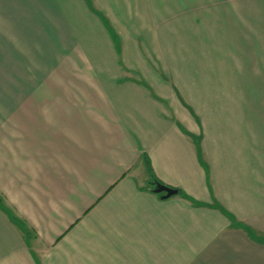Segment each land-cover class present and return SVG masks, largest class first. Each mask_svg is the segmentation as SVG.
<instances>
[{"label":"crops","instance_id":"0c3cea01","mask_svg":"<svg viewBox=\"0 0 264 264\" xmlns=\"http://www.w3.org/2000/svg\"><path fill=\"white\" fill-rule=\"evenodd\" d=\"M0 264H264V0H0Z\"/></svg>","mask_w":264,"mask_h":264},{"label":"trees","instance_id":"16d2710c","mask_svg":"<svg viewBox=\"0 0 264 264\" xmlns=\"http://www.w3.org/2000/svg\"><path fill=\"white\" fill-rule=\"evenodd\" d=\"M146 163H147V168H148V171H149V174H150V183H149V185L151 186L152 190H153L155 193L159 194V196H160L161 198H170V197H172V196L166 197V196H167V193L164 192V191H162V192H157V191H156L157 186H159V185H161V186H165V185H163V184H162V183L156 178V176H155L154 173H153V170H152L151 164H150V162H149V160H148L147 158H146ZM165 187L169 188L168 186H165ZM170 189H172V188H170ZM172 190H173V189H172ZM173 196H174V195H173Z\"/></svg>","mask_w":264,"mask_h":264},{"label":"water","instance_id":"95a60500","mask_svg":"<svg viewBox=\"0 0 264 264\" xmlns=\"http://www.w3.org/2000/svg\"><path fill=\"white\" fill-rule=\"evenodd\" d=\"M156 191L157 192H162V191L166 192L167 193L166 197L173 196V195H176L178 193L177 190H172L170 188H167V187L161 186V185L157 186Z\"/></svg>","mask_w":264,"mask_h":264}]
</instances>
